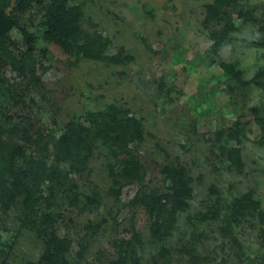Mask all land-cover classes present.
<instances>
[{"label": "rangeland", "instance_id": "374dc122", "mask_svg": "<svg viewBox=\"0 0 264 264\" xmlns=\"http://www.w3.org/2000/svg\"><path fill=\"white\" fill-rule=\"evenodd\" d=\"M213 1L73 0L87 13L86 27L96 24L112 38L111 54L124 47L133 56L126 65L72 63L60 46L43 40L41 9L21 16L38 37L31 56L21 31L13 30L14 49L26 57L28 70L23 76L0 63L4 143H23L29 138L25 131L32 140L38 132L46 140L59 137L68 120L82 121L87 112L116 103L144 122L145 190L166 188L164 164H182L193 178L190 207L165 239L152 235L148 214L132 203L141 184L127 185L119 196L110 191L104 150L96 151L89 170L70 172L53 194L45 187L49 200L42 212L56 221L60 234L76 241L75 251L83 246L82 264H112L121 239L133 241L144 264H153L154 256L162 262V248L170 253L167 264H247L223 226L232 201L247 192L264 208V78L252 81L264 67V0L236 1L237 30L217 53L204 24L206 5ZM221 62L234 64L242 81L225 77ZM233 130L240 132L237 139ZM4 200L0 194V264L39 263L44 241L23 225L22 206ZM261 228L256 214L247 211L233 232L246 250L260 252Z\"/></svg>", "mask_w": 264, "mask_h": 264}, {"label": "trees", "instance_id": "16d2710c", "mask_svg": "<svg viewBox=\"0 0 264 264\" xmlns=\"http://www.w3.org/2000/svg\"><path fill=\"white\" fill-rule=\"evenodd\" d=\"M73 0H0V63L9 64L19 74L25 76L28 70L25 56L19 57L13 30L19 29L25 39L26 53L31 56L38 41L37 34L28 30L21 22V16L33 9H41L39 27L43 40L55 43L69 55L70 61L77 64L83 60L101 62L108 65H126L134 58L124 47L111 54L113 40L92 24L85 26L87 13L82 4ZM237 0H214L206 5L204 24L210 29L213 40L211 50L217 53L223 44L230 41L237 30L234 24L233 8ZM44 51L43 58H46ZM225 77L241 82V71L232 63L221 62ZM264 78V67L252 79ZM251 81V80H250ZM248 81V83L250 82ZM257 117L259 111L254 109ZM237 139L239 133L233 130ZM24 142L4 143L0 139V194L7 206L19 204L24 209L23 225L33 230L44 241V252L39 263L29 264H82L85 249L75 251L76 241L67 234H60L56 221L42 212L45 187L53 194L54 187L64 185L70 172L79 174L90 169V163L97 150L106 151V170L111 179L110 191L119 196L131 184L139 183L141 188L132 203L144 208L150 221L154 237L165 239L176 226L178 215L190 207L193 197V178L182 165L164 164L166 188L145 190L147 175L142 161V146L146 140L144 122L131 108L109 103L103 109L89 111L82 121L68 120L59 137L45 139L42 132L32 140L26 132ZM234 150V149H233ZM235 153L238 149L235 148ZM22 160V163H21ZM73 190V187H71ZM74 191V190H73ZM230 209L224 214L226 225L223 230L230 235V243L247 264H264V208L252 191L235 198ZM252 211L258 217L260 229V252L245 249V245L233 232L234 223L245 212ZM135 241L140 234L134 231ZM80 240V239H79ZM80 246V243L77 242ZM159 258L154 256V264H167L169 250L162 248ZM144 264L141 262L135 244L131 240H119L118 258L112 264Z\"/></svg>", "mask_w": 264, "mask_h": 264}]
</instances>
